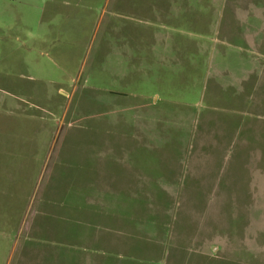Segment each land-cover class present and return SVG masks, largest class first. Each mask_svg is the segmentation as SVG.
I'll return each mask as SVG.
<instances>
[{
	"label": "rangeland",
	"instance_id": "rangeland-1",
	"mask_svg": "<svg viewBox=\"0 0 264 264\" xmlns=\"http://www.w3.org/2000/svg\"><path fill=\"white\" fill-rule=\"evenodd\" d=\"M0 264H264V0H0Z\"/></svg>",
	"mask_w": 264,
	"mask_h": 264
}]
</instances>
